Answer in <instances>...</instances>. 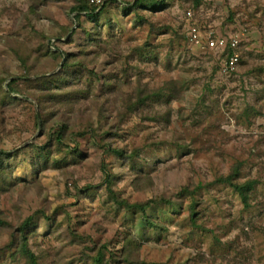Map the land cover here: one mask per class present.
<instances>
[{"label": "rangeland", "instance_id": "1", "mask_svg": "<svg viewBox=\"0 0 264 264\" xmlns=\"http://www.w3.org/2000/svg\"><path fill=\"white\" fill-rule=\"evenodd\" d=\"M103 1L0 0V264H264V0Z\"/></svg>", "mask_w": 264, "mask_h": 264}, {"label": "trees", "instance_id": "2", "mask_svg": "<svg viewBox=\"0 0 264 264\" xmlns=\"http://www.w3.org/2000/svg\"><path fill=\"white\" fill-rule=\"evenodd\" d=\"M107 1L110 2L111 0H107ZM154 1H156V0H115V3L125 10H130L133 7L144 6L146 3L150 4L152 2V4H154ZM122 3L124 5H122ZM105 5L106 4L104 2L100 3V4H95L93 2L91 3L90 0H76V4L72 7V11L76 12V15H74V18H75V20L78 21V20H80V16H82L81 13H84L85 18L94 20L99 15H101L102 11L105 8ZM226 49L228 50V55H230L232 53V49L229 46H227ZM66 63H67V60H65L63 65L65 66ZM18 80H19L18 78H13L7 84L8 90L5 92V97L10 99L11 102L13 100H15V98L11 96V93L14 91H19L14 86ZM61 135L62 134L59 131V133H58V135H56V137L58 139H60ZM2 155L3 154H1V156ZM1 156H0V158H1ZM220 180L222 182H226L230 186H232L236 190V192L239 194L243 203L247 204V196H248L247 194L251 190L253 182L250 181V182H247L244 184H235L232 182L233 176H227L225 178H221ZM26 225H28V223L25 222L19 228L21 240L18 244V251L21 254V256L24 257V259L26 260V262L28 264H38L34 253L27 246V237L25 234Z\"/></svg>", "mask_w": 264, "mask_h": 264}, {"label": "built area", "instance_id": "3", "mask_svg": "<svg viewBox=\"0 0 264 264\" xmlns=\"http://www.w3.org/2000/svg\"><path fill=\"white\" fill-rule=\"evenodd\" d=\"M95 4L103 3L101 0H92ZM185 18L187 19V40L192 46H196L201 49H219L223 50L229 46L231 49L238 46L240 35H232L229 38L225 36L216 35L213 31L202 30L201 26L196 22H191L192 13L190 11L185 12ZM238 62V55L232 53L230 57L224 59L221 63V72L229 73L234 70L235 65Z\"/></svg>", "mask_w": 264, "mask_h": 264}]
</instances>
